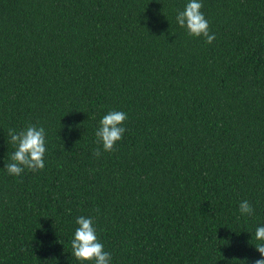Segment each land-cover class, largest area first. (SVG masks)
<instances>
[{
	"label": "trees",
	"instance_id": "obj_1",
	"mask_svg": "<svg viewBox=\"0 0 264 264\" xmlns=\"http://www.w3.org/2000/svg\"><path fill=\"white\" fill-rule=\"evenodd\" d=\"M0 0V264L72 256L91 217L110 264H254L264 226V0ZM123 111L114 151L93 149ZM45 129L44 168L9 175L8 130ZM247 200L251 215H241Z\"/></svg>",
	"mask_w": 264,
	"mask_h": 264
},
{
	"label": "clouds",
	"instance_id": "obj_2",
	"mask_svg": "<svg viewBox=\"0 0 264 264\" xmlns=\"http://www.w3.org/2000/svg\"><path fill=\"white\" fill-rule=\"evenodd\" d=\"M202 4L199 0H189L182 11L176 15V23L186 30L190 37H204L205 42L211 44L215 39L209 33V24L200 11ZM127 119L123 111H109L99 121L95 132L96 143L100 145L93 149V155L99 157L103 152L114 151L115 144L122 139L125 128L122 126ZM45 129L29 124L22 130H8L9 143L14 147L10 160L5 167L9 175L20 176L25 169L36 172L44 168L46 153ZM241 215H251L253 208L247 200L239 204ZM78 227L71 239L72 256L81 262L94 261V264H110L111 255L104 250V245L99 242L91 217L79 216L75 221ZM256 241L254 247L260 254V259L254 264H264V226L256 228L254 233Z\"/></svg>",
	"mask_w": 264,
	"mask_h": 264
}]
</instances>
